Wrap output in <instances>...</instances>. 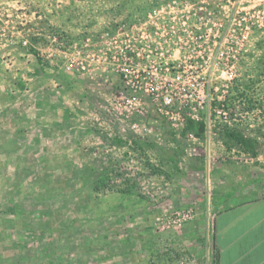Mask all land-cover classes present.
I'll use <instances>...</instances> for the list:
<instances>
[{
	"label": "rangeland",
	"instance_id": "1",
	"mask_svg": "<svg viewBox=\"0 0 264 264\" xmlns=\"http://www.w3.org/2000/svg\"><path fill=\"white\" fill-rule=\"evenodd\" d=\"M167 1L0 0V264H214V215L264 197V0H209L250 26L182 123L105 59Z\"/></svg>",
	"mask_w": 264,
	"mask_h": 264
},
{
	"label": "built area",
	"instance_id": "2",
	"mask_svg": "<svg viewBox=\"0 0 264 264\" xmlns=\"http://www.w3.org/2000/svg\"><path fill=\"white\" fill-rule=\"evenodd\" d=\"M220 12L221 4L209 0H168L145 6L139 17L120 25L116 38L108 39L105 59L128 88L147 95L162 115L175 122L188 121L186 111L179 112L182 117H174L172 111L205 106L210 90L207 77L212 76L214 66L222 71L219 75L227 85L237 75L236 54L222 46L231 44L233 49L232 45L241 44L250 24L239 21L235 34L225 27L227 21L222 23ZM168 41L179 49L177 54ZM223 58L229 64L221 67L217 61ZM124 103L128 105L130 100ZM222 105L219 112L226 117Z\"/></svg>",
	"mask_w": 264,
	"mask_h": 264
},
{
	"label": "crops",
	"instance_id": "3",
	"mask_svg": "<svg viewBox=\"0 0 264 264\" xmlns=\"http://www.w3.org/2000/svg\"><path fill=\"white\" fill-rule=\"evenodd\" d=\"M214 264H264V197L235 202L212 221Z\"/></svg>",
	"mask_w": 264,
	"mask_h": 264
},
{
	"label": "trees",
	"instance_id": "4",
	"mask_svg": "<svg viewBox=\"0 0 264 264\" xmlns=\"http://www.w3.org/2000/svg\"><path fill=\"white\" fill-rule=\"evenodd\" d=\"M216 260V259H215Z\"/></svg>",
	"mask_w": 264,
	"mask_h": 264
}]
</instances>
